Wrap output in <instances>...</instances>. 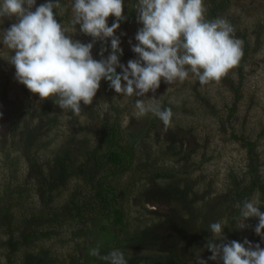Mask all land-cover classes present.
Returning a JSON list of instances; mask_svg holds the SVG:
<instances>
[{
  "label": "rangeland",
  "instance_id": "rangeland-1",
  "mask_svg": "<svg viewBox=\"0 0 264 264\" xmlns=\"http://www.w3.org/2000/svg\"><path fill=\"white\" fill-rule=\"evenodd\" d=\"M46 2L47 0H37L35 7ZM61 5L63 12L56 18L58 22L69 28L68 34L72 36V39L85 44L94 42L93 58L96 60L107 58L110 55L108 50L103 57L100 55L101 51L107 48V42L94 41L93 37L82 33L78 25L76 31L73 30L71 0H61ZM132 5V0H124L126 19L120 21L121 26L115 33L121 41L120 47L126 53H134L132 46L138 43L135 36L142 27L138 19L135 20V23L127 24V10L132 9ZM35 7L32 9L33 11H35ZM223 19L228 22L232 19L235 21L236 24H231L234 28V37L241 41V48L248 47L249 54L244 70L245 78L241 90V100L234 117H230L228 109L233 106L236 94L222 81L198 84V77L192 74L183 82L176 81L173 84H168L162 79L159 89L154 93L150 91L146 97L130 98H124L122 94L116 93L114 89L105 86L101 81L93 103L91 105L81 103L82 110L79 114L65 112L54 103L58 110V126L51 132L46 129L45 125L40 129L43 130L44 142L49 144L43 153L44 156L47 158L52 156L55 151L62 150L71 140H75L71 145L74 152L82 155L85 151L90 150L95 140L101 135L102 122L108 119L113 121L118 114H122L124 140L127 142L129 141V131L138 136L143 128L148 133L150 125H152V142L149 143L154 146L155 154L163 152L162 146L168 143L184 144L185 148H192L196 145L202 147L200 155L196 158L199 161L197 164L201 163L197 172L202 181L206 184L213 182L214 188L218 191L223 190L227 185V176L231 172H243L248 169L247 151L244 150L241 143L232 139L231 136L234 133L240 135L244 133L249 139L256 142L264 174V0H232L231 8ZM115 20L114 16H110L108 18L109 26ZM17 22L16 17L3 18V23H0V31L7 30ZM239 33L247 35L246 43L240 39ZM242 53H244L243 50ZM12 54L0 43V113L3 114L0 117V195L9 184L18 187L29 182L27 185L31 187V190L28 196L32 197L29 199L28 207L33 208V210H29L32 213L19 209L16 220L20 218L22 223L27 217H31L33 212L41 213L40 216L43 217L46 213L49 215L51 209L61 213L60 218L64 220V222H60L62 224L56 225L55 230L45 231L46 224L36 217L38 220L32 221L28 227L19 229L14 225L12 230L16 232V238L30 230H36L35 233L39 235L38 240L30 246L26 245L29 249L25 250H33L34 254L38 251L48 252L47 255L44 254L47 263L72 264L71 257H74L79 259V264H93L88 257L90 249L96 248L107 240H112L111 237L98 231L99 224L92 235L86 233L87 230L82 234L84 226L71 219L64 207L67 202H64V199L69 198L68 196L74 189V183L70 185L71 190H66L61 198L51 204L47 199L46 183L43 182L45 176L43 167L30 163L28 156H25L22 150L15 149L11 144L14 139L17 142H23L22 124L26 123L27 119L31 120L33 115L36 118L34 124L39 128V125L43 123L37 119L38 108L46 101L54 102L51 98L41 100L38 94H33L25 85L17 81L15 67L7 60ZM135 59H138V56L132 60ZM130 60H120V62L127 66ZM238 65L239 63L228 72L229 77L234 80V85L239 82ZM152 98H156L154 102L158 103L162 109H171L172 121L167 127L151 113L140 118L134 115L135 99ZM208 104L214 106L215 112L208 108ZM21 115H24L23 118ZM18 122L21 130L15 129V124ZM206 142H209L208 147H205ZM163 149H167V146L164 145ZM152 155L154 154L152 153ZM40 160L42 161V159ZM36 177L39 178V184H36ZM131 180L133 181L132 174H128L123 178L122 184H128ZM118 183L121 186V179H118ZM145 184V182L135 183L136 189L131 202L123 203L129 209L127 218L129 232H135L143 224L141 221L144 218L145 223L149 220L157 221L155 217H150L147 212H144V208L147 207L156 212V215L165 216L166 219L168 215H171L169 224L165 228L161 226L157 230L160 237L164 236L171 240L177 232L181 220L168 203H155L154 185L145 186ZM31 201L33 205L30 204ZM143 212L144 214H142ZM243 230L244 234L250 237L253 245L263 240L256 233L252 235L249 226ZM3 232L0 229V264H10L8 255L12 258L11 264H19L24 257L25 250L13 255L11 248L2 245L7 240V236H4Z\"/></svg>",
  "mask_w": 264,
  "mask_h": 264
},
{
  "label": "trees",
  "instance_id": "trees-1",
  "mask_svg": "<svg viewBox=\"0 0 264 264\" xmlns=\"http://www.w3.org/2000/svg\"><path fill=\"white\" fill-rule=\"evenodd\" d=\"M204 2L205 18L210 21L223 19L232 5V0H205ZM132 4V9L127 10V24L135 23L138 16L137 0H132ZM229 23L236 24L233 19ZM239 37L243 42H247L246 34L239 33ZM106 47L111 54V38L107 40ZM242 50L244 53L237 68L238 84L234 85V80L229 77V74L220 80L236 94L233 106L228 109L230 117H234L238 110L245 78V65L249 57L248 47L244 46ZM137 56L136 53L123 51V55L119 58L121 61H127ZM117 71L122 74L123 70L118 68ZM102 82L111 88L110 82L106 80ZM198 84L201 83L198 82ZM208 105V108L215 112L214 106ZM38 110L37 119L43 124L38 128L34 124L36 118L33 115L31 120L27 119V122L22 124L23 142H17L14 139L11 144L15 149L22 150L25 156H28L30 163L43 167L45 175L43 182L46 183L47 199L51 204L61 198L66 190H71L70 185L74 183L75 186L69 198L64 199V202L67 201L64 207L71 219L84 226L82 234L87 230L86 233L92 235L95 228L99 226V232L111 237L112 240H107L96 247L100 252L99 257L88 256L93 264H107L100 257L108 255L114 249L124 252L128 264H196L197 256L201 255L204 259L211 256V252L206 248L212 236L208 229L211 223L217 221L226 224L225 243L233 240L243 243L245 239L251 241L250 237L244 234V230L236 226L235 220L239 216L236 205L244 200L255 198L261 203V211H264V174L257 153V144L244 133L242 135L234 133L231 137L241 143L247 151L248 169L243 172H231L227 176V185L223 190L218 191L214 188L213 182L206 184L197 172L201 163L197 164L199 161L196 158L200 155L202 147L196 145L185 148L184 144L168 143L164 144L167 149H163V145L161 148L163 152L155 154L154 146L150 144L152 125L148 133L143 128L138 136L129 131L127 142L124 140L122 114H118L113 121L108 119L102 122L101 135L95 140L90 150L82 155L74 152L71 145L75 140H71L62 150L55 151L47 158L43 153L49 144L44 142L43 130L40 129L45 125L51 132L58 126V110L51 100L44 102ZM23 116L21 115V118ZM15 129L21 130L19 122L15 124ZM208 143H205V147H208ZM128 174H132L133 181L122 184L123 178ZM38 177H36V184L40 183ZM118 179H121V186ZM141 182H145V186L154 185V191H156L154 202L168 203L181 220L173 239L160 237L157 233L158 228L161 226L165 228L169 224L171 215H168L166 219L165 216H158L147 207L144 208V212H147L150 217H155L157 221L149 220L145 223L144 218L141 221L143 224L135 232H129L127 221L129 209L123 203L131 202L136 189L135 183ZM28 183L25 182L18 187L9 184L0 195V229L4 231V236H7V240L2 245L11 248L13 255L23 249H29L26 245L30 246L39 238V235L35 233L36 230H30L16 238V232L12 230L14 225L22 229L31 225L32 221L39 217L46 224V231L55 230L57 224L64 222L60 218L61 213L53 209L50 210L49 215L44 213L43 217L40 216L41 213L36 215L33 212L32 216L27 217L22 223L20 218L16 220L19 209L23 212L33 210L28 207L29 199L32 197L28 196L31 190ZM30 204L33 205V202L31 201ZM247 223L254 235L258 218H250ZM258 243L264 247V239ZM44 254L47 255L48 252L38 251L34 254L33 250H25L19 264H51L46 262ZM8 259L11 264L10 255ZM71 263L79 264V259L71 257ZM209 264H216V262L209 261Z\"/></svg>",
  "mask_w": 264,
  "mask_h": 264
},
{
  "label": "clouds",
  "instance_id": "clouds-1",
  "mask_svg": "<svg viewBox=\"0 0 264 264\" xmlns=\"http://www.w3.org/2000/svg\"><path fill=\"white\" fill-rule=\"evenodd\" d=\"M36 4L37 0H0V23L5 17H16L18 21L0 31V43L13 53L7 60L14 65L19 83L41 100L51 98L72 114L81 112V103H93L102 80L110 82V87L124 98L146 97L159 89L162 79L173 84L192 74L201 84L218 82L243 54L241 41L234 37V28L228 21L205 18L203 0H137V19L142 27L132 51L138 59L128 61L127 66L120 62L123 49L115 35L120 21L126 19L124 0H71L74 31L78 25L94 41L107 42L111 38V54L101 60L93 58L94 42L85 44L72 39L69 28L58 22L56 17L63 12L61 0H47L39 7ZM110 16L116 18L111 26ZM107 50L104 48L100 55L103 57ZM155 100L135 99L134 115L140 118L151 113L167 127L173 113L170 108L162 109ZM260 206L255 198L238 203L235 222L244 229L250 218H258L254 231L264 239V211ZM225 227L222 221L210 224L212 236L206 248L212 255L208 259L197 256L196 264H264V247L247 239L243 243H225ZM90 255L99 257V249H90ZM100 258L107 264H128L119 249Z\"/></svg>",
  "mask_w": 264,
  "mask_h": 264
}]
</instances>
